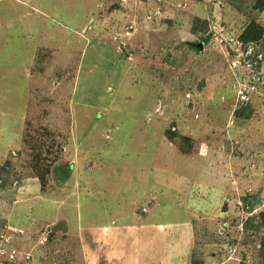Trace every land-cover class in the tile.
I'll list each match as a JSON object with an SVG mask.
<instances>
[{
    "label": "rangeland",
    "instance_id": "374dc122",
    "mask_svg": "<svg viewBox=\"0 0 264 264\" xmlns=\"http://www.w3.org/2000/svg\"><path fill=\"white\" fill-rule=\"evenodd\" d=\"M261 213L264 0H0L2 264H264Z\"/></svg>",
    "mask_w": 264,
    "mask_h": 264
},
{
    "label": "crops",
    "instance_id": "0c3cea01",
    "mask_svg": "<svg viewBox=\"0 0 264 264\" xmlns=\"http://www.w3.org/2000/svg\"><path fill=\"white\" fill-rule=\"evenodd\" d=\"M152 175V174H151ZM153 182V184H154V180L152 181ZM150 198V202L152 203L153 201H151V199L152 198H154V196L151 194V196L149 197ZM148 199V196L147 197H145L144 198V200L143 201H141V202H139V203H131L130 205H129V208H131V209H141V208H139V207H136V205H141V207H143L142 209H146V207H147V213H148V208H154L153 206H150L149 204H144V202L146 201ZM160 202V201H159ZM151 209H149V213H148V215L147 216H145L144 214L142 215V214H137V212L135 211V212H133L132 213V216L134 217V218H137L138 220L140 219V217L141 216H144V217H147V220H148V222L150 223V224H153L152 226H150V227H146V231H144V232H142V234L141 233H139V234H136V236H140L139 237V239L138 240H142V241H145L144 242V249H145V251L147 252V253H150V249H152V246H151V242H153V241H157V240H161V241H166V239H167V236L166 235H164V234H162L161 232H160V227H161V224L162 223H160V222H162V221H160V220H155V219H153V217H152V212H153V210H151ZM146 211V210H145ZM157 211V210H156ZM135 215H136V217H135ZM173 222H176L175 220L173 221ZM173 222H169V221H164L163 222V225L165 226L166 224H168L169 226H171V225H176L177 223H178V220H177V222L176 223H173ZM108 228L109 229H111V227H109L108 226ZM108 229V230H109ZM141 234V235H140ZM164 236V237H163ZM144 252V251H143ZM134 260V259H133ZM136 264H147V263H144V262H142V261H139V260H137V263Z\"/></svg>",
    "mask_w": 264,
    "mask_h": 264
},
{
    "label": "trees",
    "instance_id": "16d2710c",
    "mask_svg": "<svg viewBox=\"0 0 264 264\" xmlns=\"http://www.w3.org/2000/svg\"><path fill=\"white\" fill-rule=\"evenodd\" d=\"M259 3H260V1H259ZM262 35H263V28L261 27V25H257L256 23L251 22L243 32L242 40L248 41V42L260 40L262 38ZM31 168L33 171H37L39 169V163L37 162V160H34V164H31ZM66 173L68 174L69 172L67 171ZM35 175H36L35 177L39 180V182L41 183V186H42V184H44V180H45L44 175H42L40 173H36ZM61 181H62V179H61ZM259 216L262 219V223H257L256 228H261L262 226L264 227V213H261ZM260 251L264 254V239H262Z\"/></svg>",
    "mask_w": 264,
    "mask_h": 264
},
{
    "label": "built area",
    "instance_id": "2783aa9c",
    "mask_svg": "<svg viewBox=\"0 0 264 264\" xmlns=\"http://www.w3.org/2000/svg\"><path fill=\"white\" fill-rule=\"evenodd\" d=\"M6 261L7 262H11V261H14L15 259V251H11L9 253H7V257H6ZM0 264H2V262H0Z\"/></svg>",
    "mask_w": 264,
    "mask_h": 264
}]
</instances>
